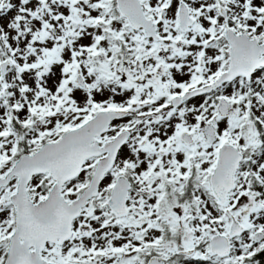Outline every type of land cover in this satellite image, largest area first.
<instances>
[{
  "label": "snow or ice",
  "instance_id": "1",
  "mask_svg": "<svg viewBox=\"0 0 264 264\" xmlns=\"http://www.w3.org/2000/svg\"><path fill=\"white\" fill-rule=\"evenodd\" d=\"M0 264H264V0H0Z\"/></svg>",
  "mask_w": 264,
  "mask_h": 264
}]
</instances>
